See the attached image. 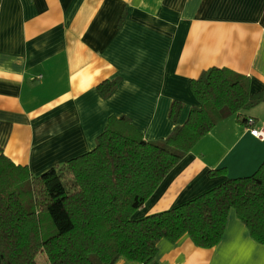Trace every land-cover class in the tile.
I'll use <instances>...</instances> for the list:
<instances>
[{"label":"crops","instance_id":"1","mask_svg":"<svg viewBox=\"0 0 264 264\" xmlns=\"http://www.w3.org/2000/svg\"><path fill=\"white\" fill-rule=\"evenodd\" d=\"M209 68L244 75L250 93L264 92V0H0V155L37 177L93 150L111 116L159 143L199 107L190 81ZM115 79L103 98L97 86ZM174 101L182 104L176 122ZM247 121L264 127V102L219 122L133 218L253 175L264 141ZM152 264H264V245L230 209L215 247L161 240Z\"/></svg>","mask_w":264,"mask_h":264},{"label":"trees","instance_id":"2","mask_svg":"<svg viewBox=\"0 0 264 264\" xmlns=\"http://www.w3.org/2000/svg\"><path fill=\"white\" fill-rule=\"evenodd\" d=\"M118 79L97 86L103 98ZM199 103L161 142L145 140L127 117H109L93 150L33 177L0 155V264H152L161 240L188 236L201 249L221 240L230 209L264 245V162L165 212L134 219L167 174L222 120L264 102L246 76L209 68L190 81ZM182 108L174 101L169 118ZM244 122V121H243ZM220 173L211 172V175Z\"/></svg>","mask_w":264,"mask_h":264},{"label":"built area","instance_id":"3","mask_svg":"<svg viewBox=\"0 0 264 264\" xmlns=\"http://www.w3.org/2000/svg\"><path fill=\"white\" fill-rule=\"evenodd\" d=\"M247 126L251 127L250 128L251 136H253L254 138H256L260 141H264V127L260 128V129H254V128H252V126H253L252 121H247Z\"/></svg>","mask_w":264,"mask_h":264},{"label":"rangeland","instance_id":"4","mask_svg":"<svg viewBox=\"0 0 264 264\" xmlns=\"http://www.w3.org/2000/svg\"><path fill=\"white\" fill-rule=\"evenodd\" d=\"M37 263L38 264H48L47 261L45 260V257L43 255H39L37 257Z\"/></svg>","mask_w":264,"mask_h":264}]
</instances>
